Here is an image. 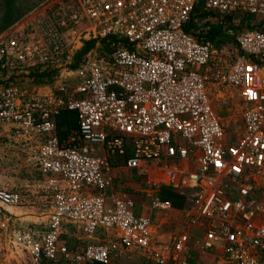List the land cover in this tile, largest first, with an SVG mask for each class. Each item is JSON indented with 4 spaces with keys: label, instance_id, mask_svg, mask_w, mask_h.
<instances>
[{
    "label": "built area",
    "instance_id": "1",
    "mask_svg": "<svg viewBox=\"0 0 264 264\" xmlns=\"http://www.w3.org/2000/svg\"><path fill=\"white\" fill-rule=\"evenodd\" d=\"M230 14L255 25L222 24L229 60L204 23ZM35 19L0 34V136L13 128L39 176L29 225L8 212L19 192L0 189L17 264H264V0H52ZM33 67L54 91L7 81ZM209 86L239 98L238 128ZM63 111L74 125L60 136Z\"/></svg>",
    "mask_w": 264,
    "mask_h": 264
},
{
    "label": "rangeland",
    "instance_id": "2",
    "mask_svg": "<svg viewBox=\"0 0 264 264\" xmlns=\"http://www.w3.org/2000/svg\"><path fill=\"white\" fill-rule=\"evenodd\" d=\"M52 0H0V34L13 33L19 34V25L26 21H34L40 15L41 10L46 8ZM213 15L207 17L208 20L214 21ZM229 20L225 26L231 33L254 26V20L244 15L230 14ZM222 21V20H221ZM16 31V32H15ZM223 35V34H222ZM218 48L223 51L222 58H233L234 44L230 36H224L221 39L213 40ZM56 74V73H55ZM9 82H15L20 85L28 93L38 92L40 94H48L54 91L53 75L49 71L44 72L40 68L33 67L23 70H12L7 73ZM72 82H75L74 74L71 75ZM210 101L213 111L218 115L223 127L226 130L233 131L239 127L241 102L236 94L230 89L216 88L209 86ZM63 130L64 123H61ZM7 132H3L0 136V189L9 191H17L23 200L22 204L16 208L8 209L11 213V219H23V223L29 225L35 221L36 206L38 204L39 195L34 193V183L39 179L35 167L32 165L30 156L26 154L25 148L20 147L19 138H15L12 134L13 128L8 125L4 127ZM130 189H127L129 192ZM143 201V200H142ZM170 218V217H169ZM14 220V225L19 224V220ZM170 220V219H169ZM168 221V220H167ZM167 231H171L173 226L167 224ZM14 232L3 233L0 230V264H17L18 257L13 253V249L9 241ZM69 245L78 238V232L73 229L68 230ZM103 234H101L102 236ZM117 261V260H115ZM127 264L119 259L115 264ZM193 264H212L207 256L198 255L192 252Z\"/></svg>",
    "mask_w": 264,
    "mask_h": 264
},
{
    "label": "trees",
    "instance_id": "3",
    "mask_svg": "<svg viewBox=\"0 0 264 264\" xmlns=\"http://www.w3.org/2000/svg\"><path fill=\"white\" fill-rule=\"evenodd\" d=\"M199 5H197L194 9L195 13L199 11ZM205 13H200V15H204ZM214 17V16H212ZM247 18L250 19V17L246 16ZM222 23L221 24H218V23H210L209 21L205 22L204 23V26L206 28V31H207V36H206V39H211V40H216V39H220L221 37V33L223 31V26L222 24L225 25V23L228 22L229 20V16L226 15L224 17H222ZM192 23V22H191ZM191 25V24H190ZM223 38V36L221 37ZM90 47V42H86L78 52H76L75 56H74V65H72L73 67L76 66V63L75 61H77L79 59V57L85 53V51L87 49H89ZM56 123H57V128L60 127L61 128V123H64V127L63 128H66L67 126H73L74 125V116H73V113L72 112H61L58 117H57V120H56ZM58 134L60 136H63L64 134V131L63 130H60L58 132Z\"/></svg>",
    "mask_w": 264,
    "mask_h": 264
},
{
    "label": "crops",
    "instance_id": "4",
    "mask_svg": "<svg viewBox=\"0 0 264 264\" xmlns=\"http://www.w3.org/2000/svg\"><path fill=\"white\" fill-rule=\"evenodd\" d=\"M163 197L168 199L175 208H179L180 206H182V200H180L172 193L164 192Z\"/></svg>",
    "mask_w": 264,
    "mask_h": 264
}]
</instances>
